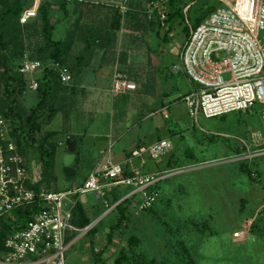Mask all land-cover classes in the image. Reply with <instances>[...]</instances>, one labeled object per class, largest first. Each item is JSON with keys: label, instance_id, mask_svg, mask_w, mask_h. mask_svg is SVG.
I'll return each mask as SVG.
<instances>
[{"label": "rangeland", "instance_id": "obj_1", "mask_svg": "<svg viewBox=\"0 0 264 264\" xmlns=\"http://www.w3.org/2000/svg\"><path fill=\"white\" fill-rule=\"evenodd\" d=\"M23 1L27 3V7L34 3V0ZM92 1L95 0L77 1L81 5L70 2L67 14L60 10L57 3L54 5L51 19L56 29L52 39L55 43L64 42L68 47L67 63L72 70L74 69L75 82L70 86H62L55 97L50 96L40 113L38 133L41 138L54 132L60 133L46 144V148L56 154L55 165L50 174L53 176L48 178L41 174L40 154L35 146L21 147L24 158L26 157L30 183L36 184L41 179L46 180L42 187L48 184L50 187H46L47 189L58 191L70 173H77L78 163L81 172L88 169L90 163L79 157L81 138L71 134L72 123L79 124L74 118L79 112L78 100L85 101L87 98V92L78 90L77 79L98 50L104 47L115 50L118 47L121 39L120 30L129 21L136 22L137 19L142 21L139 15H145L148 20L145 21L147 33L144 32L142 38L147 39L146 43L152 49L150 54L152 66L144 77L146 81L144 88L149 93L162 90L172 102L171 109L167 110L170 119H164V111L159 110V107L157 109L159 114L144 124L147 143L157 137L156 128L160 130L163 127L175 129L183 134L184 138L179 139L178 147L169 150L175 153L176 169L172 170L171 167V171L167 173L168 177L158 186L160 199L153 207L156 216L147 211L138 215L130 211L132 216L130 215L126 228L118 233L113 230L111 232L119 216L114 209L112 210L115 202L111 204L108 201L106 205L102 199L103 209L98 216L101 217L94 225L109 216L104 220L106 226L102 224L103 228L106 227L104 236L97 237L92 230H88L91 233L87 235H85L87 232L85 234L78 232L82 239L66 252V264H94V249H98L102 260L107 264H114L121 250L127 248L128 238L133 234L142 239L140 251L164 264H189L183 246L190 251L196 264H264V222L259 221L264 209V151H260L263 147H257L256 142V139L264 136V105L256 103L247 114L232 113L212 119L200 115L196 121L188 116L185 105L179 101L181 97L183 99L185 93L191 92V84L184 75L179 56L180 45L185 40L188 41L191 30L200 20L207 17L212 7L221 6L218 0H177V8L182 12L171 22L174 26L170 27L168 32L165 26H161V16L155 8L166 0H99V3L106 4L105 10L95 7L96 4ZM114 8L120 11L115 13L112 10ZM141 12L143 14H140ZM38 21L33 27L21 28L20 32L12 25L5 27L10 39L13 38L15 41V47L21 43L26 46L25 51L29 58H36L42 54L49 55L54 51L48 47L42 23L40 19ZM159 24L161 28L157 26ZM157 33L171 39L168 42L158 40ZM16 35L21 37V41L14 38ZM88 38L93 42V46L88 45ZM260 41L264 45V33L261 34ZM15 47L11 46L9 49L11 54L20 51ZM110 50L105 54L108 60L120 55L117 52L111 53ZM6 55V51L0 46V104L7 101L6 82L9 76L7 69L13 68L15 74L20 63L18 58L13 62L6 61ZM32 78L35 76L25 77L27 85ZM41 98L40 92L29 88L24 96L18 97L20 106L18 113H21L24 126ZM157 100L154 99V102ZM147 106L152 107V101ZM54 108L57 109L56 113L53 111ZM148 112L145 110L144 116H148L150 113ZM85 118L84 124L92 122L87 125L89 134L90 130L93 131L91 128L97 119ZM98 123L101 124L99 127L105 128L103 125L105 121L102 118ZM14 127L13 122L8 121L6 129L0 128V133L3 132L9 142L15 140L12 136ZM159 132L160 135L164 133L161 130ZM2 142L0 140V143ZM73 143L75 146L78 144V150L72 153ZM143 145L148 146L149 143ZM240 147H245L246 152L243 155H235L234 150ZM17 150L20 154L21 150ZM149 160L153 161L150 158ZM243 163L249 164L253 169L256 180H251L242 173L240 166L244 165ZM79 196L81 195L76 194L74 197H68L65 200L66 205L70 202L78 203L76 197ZM243 200L246 207L242 213ZM85 219L83 209L81 211L77 208L74 221L77 227L81 226V230L87 228L83 227ZM255 223L256 228L253 226ZM113 246H118V250L109 253V247ZM74 251H84L83 258L71 260Z\"/></svg>", "mask_w": 264, "mask_h": 264}, {"label": "built area", "instance_id": "obj_2", "mask_svg": "<svg viewBox=\"0 0 264 264\" xmlns=\"http://www.w3.org/2000/svg\"><path fill=\"white\" fill-rule=\"evenodd\" d=\"M58 1L34 0L30 7L25 8L20 23L23 26L29 24L38 18L39 9L44 3ZM218 2L221 6L196 29L191 30L182 53L183 71L194 85L191 92L183 98L192 119H198L200 115L212 119L232 113L247 114L256 103L264 105V45L260 41L261 34L264 33V0ZM92 3L101 4L99 0ZM158 10L164 27L168 19L166 3L158 6ZM48 69L58 74L64 86L75 82L67 65L58 62L44 64L30 59L28 55H25L19 72L25 77L35 76L28 83V88L37 91L38 79ZM136 89L137 85L126 76H114L113 93ZM165 118L168 119L169 115L165 114ZM7 126V120L0 113V128L6 129ZM4 135L3 132L0 133V140L3 141L0 143V218L13 220L15 209L31 205L37 200L41 202V210L23 230L7 237L5 251L0 254V264H66V252L77 241H73L76 237L72 236L78 232L85 234L87 231L79 230L73 225L76 203L66 205L68 197L95 193L108 205V199L116 190L121 194V199L112 210L128 199L132 206L130 211L138 215L157 204L160 199L158 186L168 177L167 172L127 175L124 164L108 159L89 175L82 187L74 191L57 193L44 187L34 190L27 185L31 177L26 159ZM256 142L257 147H264V136L256 139ZM172 147L169 140H160L148 146H140L132 152V157H148L159 161ZM260 151L263 152L264 149Z\"/></svg>", "mask_w": 264, "mask_h": 264}, {"label": "crops", "instance_id": "obj_3", "mask_svg": "<svg viewBox=\"0 0 264 264\" xmlns=\"http://www.w3.org/2000/svg\"><path fill=\"white\" fill-rule=\"evenodd\" d=\"M97 5L98 4L94 6L105 10L104 7H99ZM141 18L142 21L137 19L136 22L129 21L125 23L123 29H121L119 33L121 35V39L118 43V47L115 48V50L110 47H104V49L98 50V53L94 55L92 61H90L89 64L82 70L80 78L77 79L78 83L76 84V86L79 88L78 90H80L81 92H87V98L85 101L82 99L78 100L79 112L75 114L74 118L76 121H79V124H76L75 122L72 123L71 134L75 137L81 138V154L79 157L83 158L84 161L90 164L87 170L81 172L80 163H78V170L76 171L77 173L74 172L75 175L74 173H70L69 176L65 178L63 183L64 185H62V187L58 191L52 190L53 192L66 193L82 187L88 176L95 169L100 168L108 159H111L115 163L124 164L126 166L127 173L131 176L142 174L145 172L164 174L165 172L168 173L169 171H171V167L172 170L176 169V166H174V152L169 151L168 154L160 160V162L151 161L148 157H146L148 159L144 157H142V159L132 157V152L138 149L143 144L149 143V145H151L160 140H169L172 143L173 147H178L180 143L179 139L183 140L184 138V135L176 131L175 129L163 127L160 130L164 133L160 135L159 128H156L157 137L147 143V132L143 129L144 124L148 120H152L157 114H159V112H157V109L159 107V110L161 109L162 111H164V119H166L165 114L169 115L167 113V110L171 109L172 102L168 100V97H166L165 93L162 90H156L153 93H149L148 90L146 91V89L144 88V86L146 85L144 77L146 74H148V71L152 66L150 57L152 49L151 46L146 43L147 39L142 38L144 32L147 33V30L145 28L147 25L145 21L148 20L145 16H141ZM165 30L167 32L169 31V24L167 25V23L165 26ZM151 35L156 36V34ZM156 37L158 40H163V42H168L171 39L170 38L167 41L166 39L162 38V35H157ZM185 42L187 43L186 40ZM185 42H182L180 45L181 50L179 52V56L181 62L182 53L185 47V45L183 46V44H186ZM109 49H111V53L117 52L120 55L118 57L113 56L108 60L106 58L107 55L105 54ZM144 67L146 71H144ZM116 74L126 76L130 82L137 85V89L135 91H125L119 94L113 93L112 84L113 78ZM185 77L187 78L186 75ZM187 80L190 82L188 78ZM190 84L191 91L194 88V85L191 82ZM86 89H88L89 91H87ZM184 95L186 96L187 94L185 93ZM154 99H158L156 103L154 102ZM150 101H152L153 103L152 107L147 106L149 105ZM179 101L181 103L183 102L182 97L179 99ZM183 104L185 105L184 102ZM145 110L150 112H148V116H144ZM186 113L188 114V110L186 111ZM84 117H86L85 119L91 118V120L97 119L96 124H94V126L91 128L93 129V131L91 132L90 130L89 134L87 125H90L92 122H88L87 125L84 124ZM101 118L103 121H105V123L103 124L105 125V128L99 127V125L101 124H99L98 121ZM168 119H170V115ZM198 119L194 120L198 121ZM150 123L152 124V122ZM73 145L75 149L71 150L72 153L76 149L78 150V144L76 145L77 147L74 143ZM63 190H65V192H63ZM76 200L83 209L85 218L88 219L91 223L85 229L87 230L86 232H88V230H92V232L96 233L97 237L102 238L106 229V227L103 228L102 226L105 225L104 220L109 216L95 225L94 223L97 222L101 217L98 216L103 209L102 203L104 202V200L99 198L95 193H87L85 195H81L79 197H76ZM73 225L77 229L81 230V226L77 227L75 225L74 219ZM122 230H116V233ZM76 234L72 236V238L76 237L73 241L77 240L73 244V246L80 239H82L81 234ZM87 234L88 233H86L85 235ZM117 247L118 246L109 247V253H111V251L118 250ZM96 251L98 253V249H96ZM83 253L84 251H74L71 260L72 258H83Z\"/></svg>", "mask_w": 264, "mask_h": 264}, {"label": "trees", "instance_id": "obj_4", "mask_svg": "<svg viewBox=\"0 0 264 264\" xmlns=\"http://www.w3.org/2000/svg\"><path fill=\"white\" fill-rule=\"evenodd\" d=\"M181 1V0H180ZM177 0H168L165 2L168 4V11H167V25L169 24V28H173V24L171 23L173 20H175V17L178 15H181V10L177 8ZM57 5L59 6L60 10L63 11L65 14L68 13V6L70 2H67L66 0H59ZM55 3H44L40 9H39V15L38 18L31 21L27 25H22L20 23V17L22 13L24 12L25 8L28 6L27 3L23 0H0V46L3 47V49L6 51V61L13 62L16 60V58L20 59V63L18 65V68H20L25 55L26 54V46L21 43L18 47H15V41L10 39V36L8 34V31L5 29L6 26L12 25L16 27V29L19 30L21 28H29L33 27L36 22H39L40 19L42 23V30L45 33V36L47 38V45L49 48H51L52 53L49 55H43L36 57V58H30L32 60H39L42 63H50V62H58L67 65L68 60V47L64 44V42H56L52 39L53 32L55 31L56 27L52 23L51 15L54 10ZM163 1L160 5L165 4ZM75 4H80L75 1ZM159 5V6H160ZM99 7H105L106 4H99L97 5ZM108 6V5H107ZM156 12L159 13L158 5L155 7ZM216 7H212L210 11L208 12L207 17L215 10ZM172 9V11H171ZM189 10V9H188ZM113 11L115 13H118L120 10L118 8H114ZM139 13V12H138ZM140 14H143L142 12ZM145 16V15H139ZM146 17V16H145ZM206 17V18H207ZM205 18V19H206ZM204 19V20H205ZM204 20H200L197 25L194 27L196 29ZM151 21V20H150ZM153 22V21H152ZM161 22V19H160ZM154 23V22H153ZM150 25V24H149ZM162 26V24H161ZM159 24V28H161ZM170 31V30H169ZM187 31V36H189V31ZM158 36H160L159 33H157ZM20 35V34H19ZM19 35H16L14 38H17L19 41H21V37ZM163 39H166L167 41L170 39L167 36L162 37ZM88 45L93 46V42L88 38ZM11 46L15 47V49L19 48L20 50L18 53L11 54L9 52V49ZM43 53V52H42ZM9 62H7L9 64ZM17 62V61H16ZM13 69V68H12ZM11 68L7 69L9 73L7 82H6V103L0 104V113L4 116V118L8 121L13 122L15 127L13 128L12 136L15 137V140L12 142L16 145L17 149L21 150V147L27 146H35L40 154L41 164H42V171L41 174H44V176L50 178L53 175H50L53 167L55 165V158L56 154H54L53 151L48 150L46 148V144L50 142L54 137L60 135L58 132H54L50 135L45 136L43 139L42 136L38 133L39 131V125H40V113L45 108L47 101L49 100V97H55L56 93L59 92V90L62 88V83L60 82V79L58 77V74L54 70H46V72L38 79L39 87L36 92H40L41 94V101L37 105V107L33 110L32 115L29 116L26 120V126L23 125V122L21 121V113H18V110H20V106L18 103V97L24 96V94L28 90L27 81L25 79V76L19 72V69L16 70V73L14 74V71ZM72 73L73 70L70 67ZM79 69V67H77ZM13 74V75H11ZM74 78L75 74L73 73ZM54 113L57 112V109H53ZM53 114V113H52ZM6 145V143H4ZM264 148V147H263ZM20 154L24 157V153L19 151ZM246 152L245 147H240L234 150L235 155H243ZM26 158V157H25ZM241 165L240 169L243 174H246L249 179L256 180L257 177H255V172L253 169L250 168L249 164ZM127 175H130L127 173ZM43 183H46V180L39 181L36 184H33L32 182H28V187L34 190H39L42 188ZM49 188L50 186L47 184L46 186ZM44 187V188H46ZM46 188V189H47ZM49 191H52L50 189H47ZM121 199V194H119L116 190L112 193L111 200L108 199L111 204L113 202L117 203ZM130 207L131 202L126 199L120 204H118L115 207V211L118 214L117 224L112 229L113 232L116 230H122L126 228V225L129 223V215H130ZM246 203L245 200L242 201V208L241 212L243 213L245 211ZM79 209L82 211L81 206L79 203H76V206L73 211V219L75 210ZM41 210V202L39 200L35 201L31 205L21 206L13 211V220L6 221L4 218H0V254L5 251V241L7 237L15 232L23 230L27 224L33 220V217L36 213H38ZM147 212L152 213L156 215V212L154 211V208L147 210ZM263 214V215H262ZM259 221L264 222V209L261 212V216L259 218ZM258 221V222H259ZM257 223L253 224V226L256 228ZM90 225V221L88 219L84 220L83 227H88ZM87 233H91L90 231ZM110 240L111 237H110ZM142 244V240L139 236L133 234L128 238L127 241V248L121 250L119 257L115 260L114 264H164L163 262H160L154 258H149L148 255L144 251H140ZM184 254L189 259V264H196L195 260L193 259L190 251L187 249L186 246H183ZM94 256H95V264H107L104 260H102V255L97 253L96 249H94Z\"/></svg>", "mask_w": 264, "mask_h": 264}, {"label": "water", "instance_id": "obj_5", "mask_svg": "<svg viewBox=\"0 0 264 264\" xmlns=\"http://www.w3.org/2000/svg\"><path fill=\"white\" fill-rule=\"evenodd\" d=\"M75 149V147H74V145H72V150H74Z\"/></svg>", "mask_w": 264, "mask_h": 264}]
</instances>
